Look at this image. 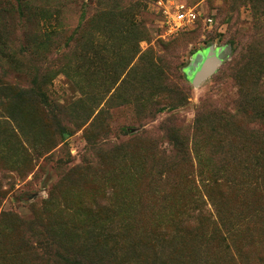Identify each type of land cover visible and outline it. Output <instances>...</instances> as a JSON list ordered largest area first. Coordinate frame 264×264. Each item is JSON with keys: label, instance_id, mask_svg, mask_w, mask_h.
I'll return each mask as SVG.
<instances>
[{"label": "rangeland", "instance_id": "obj_1", "mask_svg": "<svg viewBox=\"0 0 264 264\" xmlns=\"http://www.w3.org/2000/svg\"><path fill=\"white\" fill-rule=\"evenodd\" d=\"M4 4L0 264H264V0Z\"/></svg>", "mask_w": 264, "mask_h": 264}, {"label": "trees", "instance_id": "obj_2", "mask_svg": "<svg viewBox=\"0 0 264 264\" xmlns=\"http://www.w3.org/2000/svg\"><path fill=\"white\" fill-rule=\"evenodd\" d=\"M8 9H9V5L8 4H4V6L0 9V15L6 13ZM18 9L21 11V7H19ZM5 26L6 25L4 24V26H3L4 30H0V51H4V50L7 49V44H6L5 40H3V38H4L5 34H6ZM1 31H3L2 34H1ZM51 34H54L53 31L51 32ZM232 52H233V49H232ZM247 54H249V53H244V54L240 55L239 56V61L241 60L243 62L244 58L245 57L247 58ZM237 57H238V55H237ZM239 61L236 62V64H235L236 67L240 66ZM8 90L12 91L14 93L13 96H11V98L7 97L5 95V92H7ZM38 96H41L40 95V91L38 92V89H37V87L35 86L34 83L29 84L28 87H25L23 89H19L15 85H11L7 81H4V79L0 76V107H5V109L7 110L8 117H10L14 122L16 121V119L13 117L14 115H12L11 110H10V108H9L7 103H9L10 100H13V101L15 100L16 101V100L22 99L23 97H38ZM180 142L181 141H177L176 139H172V144L174 146L175 145L176 146L181 145ZM105 255H107L108 258H109L108 254H105ZM105 255L101 254V251L99 250L98 247L92 248L91 249V257H90L89 264H106V263H108L110 260L107 257H105ZM154 259H156V257ZM104 260H106L105 263H103ZM85 263L86 262H83V261H75L74 264H85Z\"/></svg>", "mask_w": 264, "mask_h": 264}, {"label": "built area", "instance_id": "obj_3", "mask_svg": "<svg viewBox=\"0 0 264 264\" xmlns=\"http://www.w3.org/2000/svg\"><path fill=\"white\" fill-rule=\"evenodd\" d=\"M173 16L166 17L165 28L168 36H174L176 33L191 29L195 26L198 19V13L184 4L177 3L171 6ZM211 23V19H207Z\"/></svg>", "mask_w": 264, "mask_h": 264}, {"label": "water", "instance_id": "obj_4", "mask_svg": "<svg viewBox=\"0 0 264 264\" xmlns=\"http://www.w3.org/2000/svg\"><path fill=\"white\" fill-rule=\"evenodd\" d=\"M229 53L228 49L223 50H213L208 49L206 54L207 56L213 57L212 61L204 60L203 64L200 67L199 73L195 76L193 79V83L196 84L200 81H202L204 78L208 77L213 73V71L221 64L222 60H224L225 56H227ZM190 72V71H189ZM188 72V73H189Z\"/></svg>", "mask_w": 264, "mask_h": 264}]
</instances>
